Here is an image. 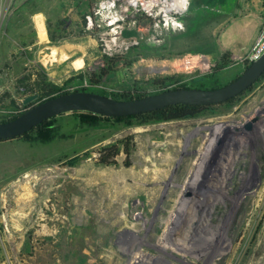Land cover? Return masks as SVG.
Wrapping results in <instances>:
<instances>
[{"label": "rangeland", "instance_id": "1", "mask_svg": "<svg viewBox=\"0 0 264 264\" xmlns=\"http://www.w3.org/2000/svg\"><path fill=\"white\" fill-rule=\"evenodd\" d=\"M20 1L18 6L16 0H0V123L24 110L23 100L45 82L70 92L154 94L159 88L152 81L159 76H181L168 89H214L245 70L240 56L220 54L211 30L214 9H221L222 20L231 0L193 1L186 17L200 27L198 33L177 39L176 31L158 37L136 29L125 31L116 46L113 34L102 35L106 27L88 26L99 0H85L81 11L55 0L50 41L82 36L90 53L81 70L54 63L30 19L27 35H6L8 15L31 14L39 6ZM34 1L50 9L47 0ZM195 6L199 15L192 13ZM263 98L264 79L233 102L194 118L148 124L107 119L91 126L79 114L66 113L55 117L60 135L51 142L1 141L0 264H228L232 247L238 259L230 264H249L251 256L252 264H264V145L248 149L246 163L235 168L242 176L235 170L228 180L225 166L210 175L224 152L241 151L238 144L215 147L220 131L231 129L225 125ZM38 101L39 96L33 104ZM115 145L120 150L115 164H102L100 152ZM194 239L204 256L189 248Z\"/></svg>", "mask_w": 264, "mask_h": 264}, {"label": "built area", "instance_id": "2", "mask_svg": "<svg viewBox=\"0 0 264 264\" xmlns=\"http://www.w3.org/2000/svg\"><path fill=\"white\" fill-rule=\"evenodd\" d=\"M192 1L99 0L95 6L93 16L88 17V26L93 30L95 28L102 29L106 27V32H103L102 35L113 34L115 36L113 41L114 46H116L115 40L124 34L125 31H135L137 29V32L144 33V30H147L153 36L162 37L170 32L184 29L183 21L190 10ZM107 47L111 50L110 46L107 45ZM263 54L264 20L256 41L247 53L238 58V62L247 67L260 59ZM229 124L232 125L231 133L228 134L226 131L222 133L220 131L219 140L221 143L215 147L222 149L223 145H225V148L232 149V145L238 144L241 151L234 153L228 150L224 152L222 155L224 160L220 159L211 164L214 169L210 171V175L212 172L215 173V171L222 170V167L225 166L226 170L230 169V173H225L226 176H229L226 178L231 180V176L235 174L236 166L246 163V154L248 153V149L251 148V145H254L256 148L263 147L264 145V98L253 111L245 114L240 119L228 122L225 126L227 127ZM238 124L243 125V130H236V128L233 132V127L238 126ZM245 151L246 153H244ZM230 164H234L233 169L228 167ZM236 175L242 176L243 173L240 172L238 174L237 172ZM215 177L218 178L217 176Z\"/></svg>", "mask_w": 264, "mask_h": 264}, {"label": "water", "instance_id": "3", "mask_svg": "<svg viewBox=\"0 0 264 264\" xmlns=\"http://www.w3.org/2000/svg\"><path fill=\"white\" fill-rule=\"evenodd\" d=\"M264 76V54L245 68L231 83L214 89L176 88L132 100H118L90 91H73L53 96L29 106L16 118L0 123V142L18 138L43 122L72 112H88L107 118L147 114L169 106H216L228 103L249 91ZM37 94L23 100L28 106Z\"/></svg>", "mask_w": 264, "mask_h": 264}, {"label": "crops", "instance_id": "4", "mask_svg": "<svg viewBox=\"0 0 264 264\" xmlns=\"http://www.w3.org/2000/svg\"><path fill=\"white\" fill-rule=\"evenodd\" d=\"M16 1L18 6L21 5L22 2L20 0ZM32 2L39 4V6L36 4V10L32 11L31 14H25V11L22 10V13L10 14L6 17L7 21L4 25L6 35H10L14 38L27 35L25 32V22L30 19L34 24V31L37 34L39 44L43 45L45 49H49L48 53L54 58V63L57 62L58 65L68 64L69 67L74 70L83 69L90 53L88 43L84 42V38L80 35L74 37L70 35L69 40L59 44H52L50 41V28L48 23L57 22V19L56 17H51L49 12L54 11L56 1L47 0L50 9H47V6L39 3V1L31 0V3ZM62 2L71 7L70 11L73 10V7L81 11L84 10L86 6L85 0H63ZM231 2V9L223 15L224 17L222 20L221 16L217 15L221 14V9L218 7L214 9L212 15L214 26H212L211 30L213 35L217 32L216 36L218 38L220 54L228 50L232 55L242 56L252 47L260 33L264 20V0H231ZM199 9V6H195L192 13L198 14ZM75 22L77 23V21ZM183 23L185 29L175 32L177 39L180 38V35H185L184 33L186 32L194 34V32L198 33L200 30V27L191 26L188 23L187 17H185ZM71 31L72 30H69V33H71ZM7 56L10 59L11 53L7 54ZM242 66L245 67L244 65ZM51 72H53V74L51 73L50 76L54 80L56 71L53 69Z\"/></svg>", "mask_w": 264, "mask_h": 264}, {"label": "trees", "instance_id": "5", "mask_svg": "<svg viewBox=\"0 0 264 264\" xmlns=\"http://www.w3.org/2000/svg\"><path fill=\"white\" fill-rule=\"evenodd\" d=\"M227 55L223 57L224 60H226ZM247 68V67H245ZM181 76H175V75H166V76H159L157 77L154 81H152V84L155 87L159 88V91L154 93H160L166 90H169V86H173L177 83H179V79ZM264 79V76L260 79ZM259 80V81H260ZM258 81V82H259ZM40 89L39 92H35V94H38L39 96V101H43L45 99L51 98L53 96H57L60 94H64L70 91H63L62 89L55 88L53 87L52 84L45 82L42 85L39 84ZM52 86L51 89H47V87ZM177 88H190L186 85H180ZM176 89V88H172ZM202 89V88H199ZM208 89V88H206ZM78 91V90H76ZM80 91H88V90H80ZM93 92V91H90ZM99 93L105 96H109L118 100H132V99H138V98H143L149 95L153 94H143L141 92L133 91V92H128V93H122L120 95H107L104 94L103 92H95ZM33 95V94H32ZM242 96V95H241ZM240 97V96H239ZM236 98L230 100L228 103H231L235 100ZM32 104L28 106H24V110L19 111L17 114L5 119L3 122L12 120L25 112V110L29 107L32 106ZM214 106H195V105H177V106H169L167 108L154 111L151 113L147 114H141V115H136V116H129V117H121V118H107V117H102L98 116L92 113L88 112H72L74 114H79L80 118L83 120L84 123H88L91 126H95L100 123L101 120H114L118 122H131V121H138L141 124H148V123H153V122H169V121H177V120H184L188 118H194L197 117L209 109H211ZM60 128L55 125V118H52L50 120H47L43 122L42 124L38 125L37 127L33 128L30 132H27L23 134L22 136L18 138H22L25 141L28 142H42V143H48L56 139L60 134ZM129 152V151H128ZM120 153L119 148L115 146L107 147L104 148L100 152L101 156V163L104 165H113L115 164V161L113 160L115 157H117ZM127 166H130V163H127Z\"/></svg>", "mask_w": 264, "mask_h": 264}, {"label": "bare ground", "instance_id": "6", "mask_svg": "<svg viewBox=\"0 0 264 264\" xmlns=\"http://www.w3.org/2000/svg\"><path fill=\"white\" fill-rule=\"evenodd\" d=\"M45 36V35H44ZM46 37V36H45ZM77 62V61H76ZM78 64H80V63H78ZM76 67H77V65H76ZM159 69H157V68H152L151 69V71H158ZM230 127V126H229ZM231 128H232V125H231ZM237 128V129H236ZM243 125H240V124H238V126H236L235 127V129L236 130H240V131H242L243 130ZM230 130L231 129H229V128H226L224 131H223V133L226 131L228 134L229 133H231L230 132ZM234 132V131H233ZM246 145H247V143H246ZM247 147H248V145H247ZM245 153H246V151H245ZM232 166H234V164H232ZM234 167H232V169H233ZM142 173V172H141ZM121 181V180H120ZM117 182V181H116ZM133 186V185H132ZM136 186V185H135ZM134 186V187H135ZM127 187H128V185H127ZM126 187V188H127ZM130 191V190H129ZM217 197V196H216ZM239 200V199H238ZM217 207H219V206H217ZM127 210H125L124 211V213L126 212ZM82 217L85 219L86 218V216L83 214L82 215ZM89 218V217H88ZM199 219H200V217H199ZM211 219V218H210ZM86 220V219H85ZM138 221V220H137ZM209 221V220H208ZM85 223V225H83V229H85V228H87V227H89L88 226V223L86 222V221H84ZM206 222V221H205ZM205 224V223H204ZM209 225V223L207 224V226ZM214 229H216V226H214ZM199 231V230H198ZM200 232V234H203V231H199ZM75 234V233H74ZM71 235V234H70ZM197 235V234H196ZM204 235V234H203ZM202 236V235H201ZM262 236V235H261ZM74 238V237H73ZM211 238V237H210ZM72 239V238H71ZM83 239V238H82ZM263 239H264V237H263ZM197 240H199V239H197ZM263 241V240H262ZM72 242V241H71ZM191 243H192V241H191ZM188 244V246H189V248L191 247H195V248H197V250L195 251L194 250V253L195 254H198L200 257H202V256H204L203 255V252L205 251L203 248H202V246L200 245V243H198V242H196V240L194 239V243L193 244ZM260 243V242H259ZM260 245V244H259ZM262 245V244H261ZM264 246V245H263ZM263 249V248H262ZM231 253H230V256H229V263L228 264H230V263H233V262H236L237 261V257H236V253H237V248H235V247H232L231 248ZM253 252V251H252ZM239 255V254H238ZM241 255V254H240ZM198 256V257H199ZM197 257V258H198ZM256 257V256H255ZM251 258V260H250V262H249V264H252V256L250 257ZM198 260V259H197ZM38 261V260H37ZM43 261V260H42ZM41 261V262H42ZM255 261V260H254ZM45 262V261H44ZM41 264V263H40ZM54 264V263H53ZM67 264V263H66ZM236 264V263H235ZM243 264H246V262L245 263H243Z\"/></svg>", "mask_w": 264, "mask_h": 264}, {"label": "flooded vegetation", "instance_id": "7", "mask_svg": "<svg viewBox=\"0 0 264 264\" xmlns=\"http://www.w3.org/2000/svg\"><path fill=\"white\" fill-rule=\"evenodd\" d=\"M34 105V104H33Z\"/></svg>", "mask_w": 264, "mask_h": 264}]
</instances>
